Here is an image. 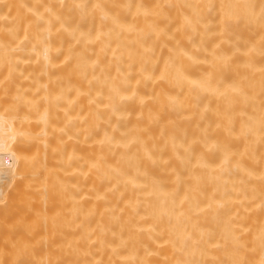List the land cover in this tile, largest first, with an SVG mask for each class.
<instances>
[{
  "label": "bare ground",
  "instance_id": "bare-ground-1",
  "mask_svg": "<svg viewBox=\"0 0 264 264\" xmlns=\"http://www.w3.org/2000/svg\"><path fill=\"white\" fill-rule=\"evenodd\" d=\"M49 191L57 264H264V0H0V244Z\"/></svg>",
  "mask_w": 264,
  "mask_h": 264
},
{
  "label": "rangeland",
  "instance_id": "rangeland-1",
  "mask_svg": "<svg viewBox=\"0 0 264 264\" xmlns=\"http://www.w3.org/2000/svg\"><path fill=\"white\" fill-rule=\"evenodd\" d=\"M51 68H52V66L49 65V70H51ZM46 199L49 201V203L46 204L45 206L40 207V210H41V212L43 211L42 212L43 214H41V221L35 227V231L33 230L32 225L27 224L26 216L28 215V213L26 212V206L24 205V203H22V201L20 199H17V202H15V205H14L15 209L12 211L11 214L7 215V217L9 218V216H11V220L14 221L12 229H11L12 231H14V233L15 232L20 233V231H22L23 233L26 234V242H22V247L17 246V245H19V243L14 241V238L9 235L10 238H13V239H11V240L9 239L8 243L10 241H12L13 243L11 242V245L12 244L13 245L11 246V245L5 244V243H7V241L2 242L3 244H0V245H1V247H2V245H4L3 247H5V249H7V248L10 249L9 246H11L10 251L8 250L10 255H9V253H7L6 250L3 249V251L5 252V255H4L3 259H0V264H4L6 259H7L8 264L9 263L10 264H13V263L14 264H21V263L30 264V260L27 259L25 256L28 253H30L31 259H32V249H33L34 245H35L34 251H36V250L38 251V249L41 248V251L44 252V254L46 255L45 257L48 260L47 264H57V260H56L57 258H56V252H55V232H54V243L52 242L53 239L51 237L52 231H51V217H50V215H51V212L53 211V209L55 207V201L53 199V191L46 192ZM14 206H12V208ZM46 226H47V231H46ZM40 230L45 235V237L41 238L40 244L38 245V244H36V240L33 237V235L34 234L37 235ZM20 235H21V233H20ZM31 236H32V238H31ZM21 249L23 252L21 251ZM13 251L16 253L14 254ZM8 255L12 256L14 261H13L12 257L8 258L9 257ZM14 255H15V257H14ZM17 257H20L21 260ZM24 258H25V260H24Z\"/></svg>",
  "mask_w": 264,
  "mask_h": 264
}]
</instances>
